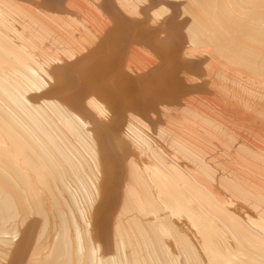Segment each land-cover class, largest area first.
Returning a JSON list of instances; mask_svg holds the SVG:
<instances>
[{
    "label": "bare ground",
    "instance_id": "1",
    "mask_svg": "<svg viewBox=\"0 0 264 264\" xmlns=\"http://www.w3.org/2000/svg\"><path fill=\"white\" fill-rule=\"evenodd\" d=\"M0 264H264V0H0Z\"/></svg>",
    "mask_w": 264,
    "mask_h": 264
},
{
    "label": "rangeland",
    "instance_id": "2",
    "mask_svg": "<svg viewBox=\"0 0 264 264\" xmlns=\"http://www.w3.org/2000/svg\"><path fill=\"white\" fill-rule=\"evenodd\" d=\"M164 13H165V12H164ZM165 14H166V16L168 17L169 14H168V13H165ZM169 16H170V15H169ZM164 17H165V15H164ZM167 17H165V18H167Z\"/></svg>",
    "mask_w": 264,
    "mask_h": 264
}]
</instances>
